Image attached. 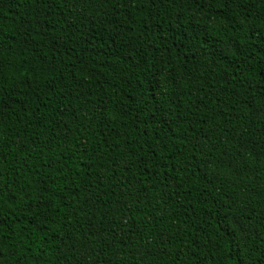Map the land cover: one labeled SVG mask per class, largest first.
<instances>
[{"label": "trees", "instance_id": "16d2710c", "mask_svg": "<svg viewBox=\"0 0 264 264\" xmlns=\"http://www.w3.org/2000/svg\"><path fill=\"white\" fill-rule=\"evenodd\" d=\"M0 264H264V0H0Z\"/></svg>", "mask_w": 264, "mask_h": 264}]
</instances>
